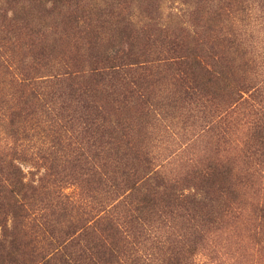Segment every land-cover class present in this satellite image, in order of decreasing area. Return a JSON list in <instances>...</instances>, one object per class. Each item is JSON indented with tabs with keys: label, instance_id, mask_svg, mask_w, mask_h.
<instances>
[{
	"label": "trees",
	"instance_id": "16d2710c",
	"mask_svg": "<svg viewBox=\"0 0 264 264\" xmlns=\"http://www.w3.org/2000/svg\"><path fill=\"white\" fill-rule=\"evenodd\" d=\"M263 1L254 9L251 0L224 2L210 19L216 48L223 42L249 56L238 64L216 51L198 54L169 30L154 48L147 22L150 43L135 49L139 36L127 31L141 21L121 19L125 0H101L103 8L87 13L81 0H0L1 264H239L218 240L249 208L264 250V201L247 196L264 177V43L246 30L264 23ZM60 16L67 37L84 35L88 65L57 61L43 37L41 21ZM223 16L231 26L222 27ZM115 29L133 42L128 50L111 39L101 47ZM238 70L246 77L229 99L215 98L207 87ZM163 74L168 96L155 87L160 80L151 82ZM241 110L246 135L232 159L222 147ZM174 114L198 118V137L211 146L176 177L155 167L147 143L133 136Z\"/></svg>",
	"mask_w": 264,
	"mask_h": 264
},
{
	"label": "rangeland",
	"instance_id": "374dc122",
	"mask_svg": "<svg viewBox=\"0 0 264 264\" xmlns=\"http://www.w3.org/2000/svg\"><path fill=\"white\" fill-rule=\"evenodd\" d=\"M101 0H81L79 4V9L82 10H92L93 8H103V3H100ZM126 3L122 4L121 19L128 20L129 15L135 19V21H141L140 24H137L135 27L132 26L131 29L127 31L129 35L139 36V42L136 44L126 38V36L120 35L115 31L108 32L103 34V41L101 42V47L104 48L107 46L108 41L118 40L121 43H124L122 46L125 50H128L129 46L127 43H133V47L141 48L143 50L147 49L150 41H153L154 48L158 46L159 34H163L166 31L174 32L178 37H182L183 40L189 44L191 49H195L198 54L207 55L211 54L212 51L222 53L221 55L225 58H240L239 56L231 53L233 49H227V45H224L223 42L219 48H216V38L213 40L214 34H216L215 22L210 21V19L216 20V15L219 13V8L224 7L226 4L230 3V0H125ZM255 3L251 7L254 9L259 3L260 0H251ZM221 2V3H220ZM226 2V4H224ZM264 2V1H263ZM262 2V3H263ZM220 3V5H219ZM115 9V8H114ZM96 10V9H93ZM58 10L57 12H59ZM79 14V13H78ZM153 20L149 23L147 21L148 17ZM147 18V19H146ZM222 27L231 26L228 22V25L225 24L224 18L222 17ZM63 17L54 18L52 20H42L40 27L46 25L44 28V36L49 38V44L54 45V55L58 58L57 61H69V59H79L82 64L88 65L83 59L90 57L92 52L89 50V47L84 46L85 42L79 31L78 39H71L67 37L63 32L61 26ZM153 25L151 31L150 41L149 35L146 34V29L144 32L143 24ZM133 24L136 22H132ZM217 23V22H216ZM259 24V25H258ZM258 26V27H255ZM121 28V27H120ZM254 28V29H253ZM253 32L251 28H247L248 35L252 34L255 37V44L258 45L260 49H263L264 43V23L261 19L255 20L253 22ZM72 32V31H71ZM76 33V32H75ZM113 33L114 37L111 35ZM70 36V35H69ZM54 39V42L52 41ZM99 41L97 40V43ZM139 44V47L137 46ZM224 53V54H223ZM78 56V58H77ZM238 64H244L249 62V56H244L239 59ZM70 62V61H69ZM250 63V62H249ZM75 64V63H74ZM225 70V69H224ZM167 75L163 74L158 77L151 79L152 83L164 78L161 84L160 82L155 85L156 88L160 90V95L168 96L172 90V85L170 81L166 82ZM246 77L241 71H236L233 74H225L224 78L221 77L220 80L210 84L207 88L210 92H215V98L222 99V101H227L228 94L232 93L233 90L238 87V84L241 82L242 78ZM154 89V85L151 87V90ZM212 97V96H211ZM136 110H131L132 114H135ZM247 112L244 110L238 111L233 116V121L235 123H240L233 128V136H231L232 143L225 145L222 149H225V155L231 154L228 158H234V156L239 158V148L242 140L246 135V127L244 120L246 117L244 114ZM126 113H123L125 116ZM175 119L173 120L172 115L170 119L163 122H156L155 125H146L145 129L136 130V134L133 135L135 141L139 143L146 144L149 148V154L154 161L155 167L158 169L163 167L166 170L167 174L176 177L185 174L186 166L192 163L193 161H200L205 159L207 156H203V149L205 147L211 148L207 145L206 142H209V138H199L200 129L197 127L199 122L198 118L186 119L185 117H178L176 114ZM242 121V122H241ZM186 123V124H184ZM194 123V124H193ZM193 125V127H192ZM239 125V126H238ZM193 143V144H192ZM189 145V147H188ZM263 177L264 174L261 173ZM261 185L256 187L250 192L249 189L244 191L248 192V201H264V177L260 178ZM261 186V189H259ZM76 191V188L72 187L67 190V193ZM258 191V192H257ZM257 192V193H256ZM256 193V196L254 195ZM249 210L240 217L237 221L229 222V229L226 231L225 235H222V238L218 240L219 244L225 246L224 252L228 254L231 262L239 264H264V250L261 247L255 244V240L261 238L262 235H258L255 238V228L256 225L252 219V213ZM227 248V249H226ZM207 253H204L199 259L204 260ZM208 256V255H207ZM1 257V256H0ZM217 257V256H216ZM218 258V257H217ZM228 259V262H229ZM206 260V259H205ZM213 260V259H212ZM4 262V257L0 258V264ZM7 263V262H5Z\"/></svg>",
	"mask_w": 264,
	"mask_h": 264
}]
</instances>
